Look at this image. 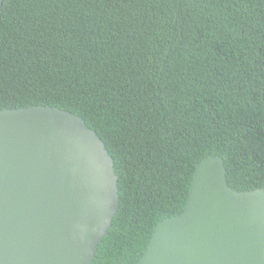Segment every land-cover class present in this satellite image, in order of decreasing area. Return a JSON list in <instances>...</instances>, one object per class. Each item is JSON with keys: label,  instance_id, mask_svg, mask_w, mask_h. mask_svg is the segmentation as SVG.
<instances>
[{"label": "trees", "instance_id": "1", "mask_svg": "<svg viewBox=\"0 0 264 264\" xmlns=\"http://www.w3.org/2000/svg\"><path fill=\"white\" fill-rule=\"evenodd\" d=\"M79 115L118 175L92 264H137L195 163L264 186V0H2L0 109Z\"/></svg>", "mask_w": 264, "mask_h": 264}, {"label": "water", "instance_id": "2", "mask_svg": "<svg viewBox=\"0 0 264 264\" xmlns=\"http://www.w3.org/2000/svg\"><path fill=\"white\" fill-rule=\"evenodd\" d=\"M117 180L79 115L0 109V264H92L118 209ZM137 264H264V186L235 190L220 155L201 159L184 209L156 223Z\"/></svg>", "mask_w": 264, "mask_h": 264}]
</instances>
